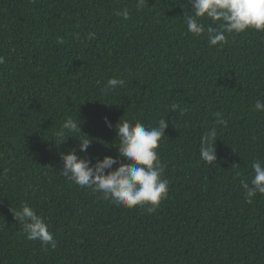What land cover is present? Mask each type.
Instances as JSON below:
<instances>
[{
  "label": "trees",
  "instance_id": "trees-1",
  "mask_svg": "<svg viewBox=\"0 0 264 264\" xmlns=\"http://www.w3.org/2000/svg\"><path fill=\"white\" fill-rule=\"evenodd\" d=\"M136 2L0 0V264H264V195L249 203L240 183L264 161V111L254 110L264 102V32L210 47L187 30V0ZM124 8L128 19L116 14ZM112 77L125 83L106 93ZM76 116L100 159L119 147L105 117L167 118L157 151L169 192L154 213L63 176L60 154H82L78 138L56 133ZM213 127L217 159L207 165L200 142ZM23 203L45 218L55 249L25 238L13 215Z\"/></svg>",
  "mask_w": 264,
  "mask_h": 264
},
{
  "label": "clouds",
  "instance_id": "clouds-1",
  "mask_svg": "<svg viewBox=\"0 0 264 264\" xmlns=\"http://www.w3.org/2000/svg\"><path fill=\"white\" fill-rule=\"evenodd\" d=\"M191 13H185L184 22L187 30L194 36L206 35L210 47L219 45L223 47L228 43L229 35L246 33L248 30L264 32V0H187ZM146 5V0H137L136 7L141 9ZM123 19L129 18V11L124 8L116 13ZM210 20V24L204 21ZM95 32L89 33L87 39H95ZM64 43L62 37L57 38V44ZM5 63V58L0 56V64ZM125 81L116 77L107 80L104 91L114 90L123 86ZM254 110L264 111V102L257 99ZM171 112L186 111L178 103L170 105ZM217 125H226L222 113H214ZM81 123L68 117L56 136L64 142L66 134L79 140L78 151L73 148L66 154L61 153L63 161L61 172L69 181L81 188H87L94 193H100L104 200L113 204L132 209L141 207L147 213H154L160 203L165 200L169 192V180L164 176L165 166L162 165L158 153L160 142L165 136V129L169 123L167 118H160L155 125L143 124L136 120H119L114 126L105 117L106 126L114 127L119 137L118 155L116 157L104 156L100 158L89 157L87 150L92 144V139L83 134ZM83 134L77 136L75 134ZM215 127L206 131L201 138L199 156L207 165L216 162ZM95 159V163H93ZM126 161V162H122ZM114 165H117L113 168ZM254 176L250 180H241L245 199L251 203V198L257 194L264 195V161L256 160L252 164ZM13 215L19 222L23 235L27 240H38L45 251L50 246L56 247L54 234L45 218L28 203H23L21 208Z\"/></svg>",
  "mask_w": 264,
  "mask_h": 264
}]
</instances>
